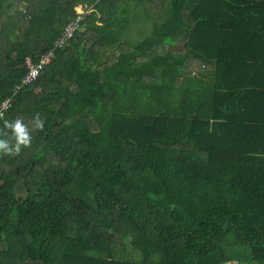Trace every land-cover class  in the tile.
<instances>
[{"label": "trees", "instance_id": "1", "mask_svg": "<svg viewBox=\"0 0 264 264\" xmlns=\"http://www.w3.org/2000/svg\"><path fill=\"white\" fill-rule=\"evenodd\" d=\"M234 1L0 0L3 120L44 121L0 155V264H264V3Z\"/></svg>", "mask_w": 264, "mask_h": 264}, {"label": "built area", "instance_id": "2", "mask_svg": "<svg viewBox=\"0 0 264 264\" xmlns=\"http://www.w3.org/2000/svg\"><path fill=\"white\" fill-rule=\"evenodd\" d=\"M95 3H84L78 4L75 7V14L71 20H69L63 27L61 35L55 42L58 47L68 44L69 41L74 37L75 32L78 30L82 20L94 10ZM54 48L39 55L36 61H33L29 56H26L25 63L27 66V72L25 73L22 82L29 83L36 79L41 69L44 68L47 63L51 62L54 57ZM13 97L7 96L0 101V113H5V111L12 105Z\"/></svg>", "mask_w": 264, "mask_h": 264}, {"label": "clouds", "instance_id": "3", "mask_svg": "<svg viewBox=\"0 0 264 264\" xmlns=\"http://www.w3.org/2000/svg\"><path fill=\"white\" fill-rule=\"evenodd\" d=\"M3 120V113H0ZM44 121L37 113L32 118V128L26 124L23 118H15L11 121L3 120V128H0V155L16 156L23 149L32 145V131H43ZM9 133L11 135L9 136Z\"/></svg>", "mask_w": 264, "mask_h": 264}, {"label": "crops", "instance_id": "4", "mask_svg": "<svg viewBox=\"0 0 264 264\" xmlns=\"http://www.w3.org/2000/svg\"><path fill=\"white\" fill-rule=\"evenodd\" d=\"M256 1V2H254ZM235 3H264V0H238V1H234ZM152 6L153 8L156 7V3H152ZM159 10V8H154V11L157 12ZM151 12L149 11V14ZM138 23L140 24V27L139 28H135L134 25ZM141 25H145V27L148 29V30H151V26H152V23L151 21L148 19V18H145V16L141 17L139 20H133L131 21L128 29H127V35H130L129 32L130 31H133V30H137V32L140 30L141 28ZM126 35V36H127ZM238 69V72L241 74V78L237 77L235 74H234V68H229V75L232 79H234L236 81V83L239 81V80H242V79H251L253 78L254 74L256 73V75L258 76V69H252V70H249V69H244V68H239L237 67Z\"/></svg>", "mask_w": 264, "mask_h": 264}, {"label": "rangeland", "instance_id": "5", "mask_svg": "<svg viewBox=\"0 0 264 264\" xmlns=\"http://www.w3.org/2000/svg\"><path fill=\"white\" fill-rule=\"evenodd\" d=\"M147 4V3H145ZM152 4V3H151ZM142 6V5H141ZM156 8V7H154ZM143 13H142V10H141V7L137 8L136 9V16L133 17L135 18L134 20H139L141 17H143ZM135 28H139L140 27V24L136 23L134 25ZM150 31L151 30H148L145 25H141V28L140 30L137 32V30H133V31H130L129 34L130 35H127L124 39L125 42H129L131 44H135L137 41L143 39L144 37L148 36L150 34ZM127 33V32H126ZM125 34V32H124ZM175 50H180L179 48L175 49ZM108 60V59H106ZM111 59H109L108 61H110ZM195 65V64H194ZM187 72H189V70L187 69ZM130 249V246L127 245L126 247V250L128 251ZM136 253L138 254V252H134L133 255H136ZM224 264H237L235 261H229V262H226Z\"/></svg>", "mask_w": 264, "mask_h": 264}]
</instances>
